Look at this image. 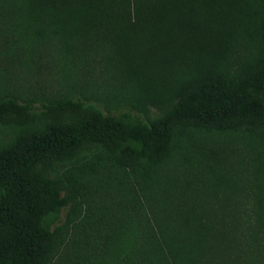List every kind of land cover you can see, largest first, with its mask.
<instances>
[{
    "label": "trees",
    "instance_id": "trees-1",
    "mask_svg": "<svg viewBox=\"0 0 264 264\" xmlns=\"http://www.w3.org/2000/svg\"><path fill=\"white\" fill-rule=\"evenodd\" d=\"M0 10L21 44L52 35L65 65L106 51L121 89L147 117L127 127L72 104L1 148L0 264H43L52 235L42 221L56 204L43 176L82 143L120 150V162L133 166L140 152L164 161L176 127L264 126V0H0ZM238 39L254 42L257 54L225 78L217 63ZM128 141L140 150L122 147ZM245 197L237 153L196 148L122 264H250Z\"/></svg>",
    "mask_w": 264,
    "mask_h": 264
},
{
    "label": "rangeland",
    "instance_id": "rangeland-1",
    "mask_svg": "<svg viewBox=\"0 0 264 264\" xmlns=\"http://www.w3.org/2000/svg\"><path fill=\"white\" fill-rule=\"evenodd\" d=\"M256 54L254 42L238 39L218 69L229 78ZM106 59V51L95 48L65 65L52 35L21 44L10 15L0 10V149L23 132L42 130L72 104L127 127L146 125V115L121 89ZM14 108L22 109L24 117L18 118ZM127 145L140 150L132 141L122 147ZM208 146L231 148L240 159L248 259L264 264V126L250 125L224 131L176 127L164 161L152 163L140 152L133 166L120 162V150L109 151L96 141L82 143L43 176L56 194L54 208L42 221L52 235L43 264H122L140 247L151 211L171 180L196 148Z\"/></svg>",
    "mask_w": 264,
    "mask_h": 264
}]
</instances>
